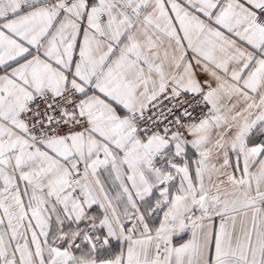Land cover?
Here are the masks:
<instances>
[{"label": "snow or ice", "instance_id": "obj_1", "mask_svg": "<svg viewBox=\"0 0 264 264\" xmlns=\"http://www.w3.org/2000/svg\"><path fill=\"white\" fill-rule=\"evenodd\" d=\"M0 264H264V0H0Z\"/></svg>", "mask_w": 264, "mask_h": 264}]
</instances>
